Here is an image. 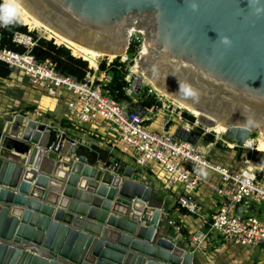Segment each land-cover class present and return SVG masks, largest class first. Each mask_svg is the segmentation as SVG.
<instances>
[{"label": "water", "instance_id": "1", "mask_svg": "<svg viewBox=\"0 0 264 264\" xmlns=\"http://www.w3.org/2000/svg\"><path fill=\"white\" fill-rule=\"evenodd\" d=\"M19 1L104 56L123 55L129 29L142 30L151 51L143 69L199 100L211 118L193 116L198 123L220 121V139L236 146L264 131V0H195V10L193 0ZM6 136L29 148L24 158L18 149L0 154V264H193L161 235V209L148 206L152 188L132 167L103 171L72 139L20 114L5 123L0 145Z\"/></svg>", "mask_w": 264, "mask_h": 264}, {"label": "built area", "instance_id": "2", "mask_svg": "<svg viewBox=\"0 0 264 264\" xmlns=\"http://www.w3.org/2000/svg\"><path fill=\"white\" fill-rule=\"evenodd\" d=\"M11 41L23 51L0 48V61L7 65L9 75L16 71L37 92L55 100L63 99L71 129L82 131L88 125L94 134H103L100 131L103 128L110 146L130 156L139 180L148 177L159 182L162 176L160 183L164 189L181 190L176 203L190 213L195 209L191 194L205 182L207 171H211L217 179V184L211 186L217 203L208 221V231L217 234L227 245L247 248L261 245L264 253V219L258 214V209L264 207V166L258 169L244 166L234 173L230 166L213 162L199 150L192 141L189 124L170 131L168 118L163 120L161 130L151 131L146 122L157 117L154 111L157 106L127 108L111 97L108 80L97 78L95 82L88 73L77 80L57 71L49 60H38L32 53L37 39L29 32L16 31ZM45 126L56 134L66 131L55 124ZM72 142L78 143L75 139ZM167 224L180 233L174 221L168 219ZM209 232L195 234L191 238L192 249L186 251L192 255L201 249L199 244ZM257 264H264V256Z\"/></svg>", "mask_w": 264, "mask_h": 264}, {"label": "rangeland", "instance_id": "3", "mask_svg": "<svg viewBox=\"0 0 264 264\" xmlns=\"http://www.w3.org/2000/svg\"><path fill=\"white\" fill-rule=\"evenodd\" d=\"M0 2L4 5L5 14L7 16H13L17 20V22H19L22 26L26 28V32L31 33L33 38L37 40L42 39L45 41H51L52 43H54L53 38L41 33L36 28H30L29 25L27 23L25 24V22L20 19L18 15L10 12L6 8V5L3 0H0ZM143 43V34L140 32L135 33V35L131 37V40H128L127 49L123 55L113 58L101 55V57H98L93 62H90L88 60V63L86 61L88 68L87 73L94 79L95 82L97 81V78H102V80H108L109 83L111 79V74L107 71H99V64L104 62L105 67H107L112 61L116 59L117 62L122 65L123 71H125L124 80L127 85L124 91L125 95L128 97V100H123L120 102L127 108L132 109L137 105L141 104L142 102L151 101V106H157V109L154 111L155 113H157V117H159V119L166 120L169 118V120H171L169 122V126H171L169 129L170 131H175L177 126L179 125L189 124V126L191 127L190 132L192 134V141L196 143L199 150L213 162H216L223 166H230L231 171L234 173L238 172L239 168L244 166L250 167L252 169H258L260 167H263L262 165H258L247 157L248 152L252 150L261 151L257 149L256 146L258 140L261 139L262 136L260 130L251 131L247 141H245L244 145L242 146H236L234 144L226 143L220 139V134L212 130V128L210 129L204 125H201L200 123H196L195 118L184 109L179 108L176 104V101L166 98L165 95L162 94L164 92L156 90L155 87H153L152 84L149 82L150 79L148 77L142 78L140 81L137 80V76L142 75V67L139 54L141 52V46ZM54 44L62 46L61 44ZM129 49L132 50L131 53L129 52ZM142 52L145 53L144 49L142 50ZM140 56H142V54H140ZM53 100L55 103L51 104V100L46 94L37 92L35 89H33L27 83V79L25 77H21L18 72H12L11 76L9 75L7 78H3L2 81H0V132L2 131L5 122L11 121L16 114L22 115L26 120L31 119L42 123L43 121L48 120H58L59 122L63 121V99ZM185 116H192L194 119L193 121L188 122ZM146 124L147 129L151 131H159L162 129L159 125V120L153 123V119L149 118ZM64 136L68 138L70 137L69 135ZM206 136H211L213 140L210 142L206 141ZM8 138L10 137H4L5 142H9ZM13 140L16 141L17 139ZM75 144L78 146L79 153H81L80 151H82V148H90L80 145L79 143ZM28 147L29 146L27 144L17 140L16 145L13 146V149H18L17 151L26 152L28 150ZM106 147H104V149L102 150H108L107 152L112 150V147H110L111 149ZM108 160L110 166H107L106 168L102 169L119 174L125 168V166L118 164V161H116L115 157L112 155L109 157ZM95 163L90 164L95 165ZM212 176V172L207 171L205 179L209 180L210 182L213 181L214 184H217V179H212ZM133 179L135 181L145 184V181L139 180L135 176V173H133ZM162 179L164 178L160 176V178L158 179L159 183ZM259 211L260 213H263L261 209ZM262 247L263 246L261 245L256 246L254 248V255H261L263 249ZM197 259L198 256L193 255V260L195 261Z\"/></svg>", "mask_w": 264, "mask_h": 264}, {"label": "crops", "instance_id": "4", "mask_svg": "<svg viewBox=\"0 0 264 264\" xmlns=\"http://www.w3.org/2000/svg\"><path fill=\"white\" fill-rule=\"evenodd\" d=\"M57 102V101H56ZM64 107V106H63ZM63 121L58 120H48L43 121L44 124H55L56 126L66 128L64 135H69L71 139L78 141L80 145L86 147L96 146L99 149H104V147L111 149L108 136L105 135L104 129L101 128L103 134H94L91 128L86 125L82 131H75L68 127L69 122L66 119V109L64 107V112L62 113ZM158 116V115H157ZM159 120V125L162 128L163 120L156 117L153 119V123ZM6 123V122H5ZM5 125V124H4ZM3 125V127H4ZM3 130V128H2ZM2 131L0 132L1 137ZM9 142L1 143L0 154L4 157H10L12 152H14L13 146L16 145V141L8 138ZM29 148V147H28ZM89 148V149H90ZM108 151V150H107ZM112 156L115 157L118 164L122 166L134 167L133 161L130 156L123 155L118 151H109ZM26 152H22L19 158H24ZM88 162V161H87ZM111 162V161H110ZM89 163V162H88ZM60 168L67 171L70 165V159L62 158ZM63 164H66L65 166ZM98 168H106L101 162L95 163ZM103 171H106L103 169ZM213 174V173H212ZM212 179H216L213 174ZM145 184L152 188L150 201L148 206L151 208L157 207L161 209V221L159 228L161 235L171 239L176 245L184 248L185 250H191L194 245L191 238L200 232L208 231V221L210 215L215 209V204L217 203V198L214 195L212 185L215 184L205 179L199 189L191 194V198L195 203V212L183 213L182 210H186L180 207L176 203V198L178 194L181 193L180 189H164L159 182H154L153 179L146 177ZM263 213H260V210ZM258 210L259 216L264 219V207H260ZM109 212V211H108ZM174 221L180 227V234L174 230L171 225L167 224V220ZM201 249H196L192 254L198 256L197 260H193L194 264H257L264 256L262 252L261 255H254V248H247L241 245H227L221 242L220 237L214 232L208 233L205 241L200 242Z\"/></svg>", "mask_w": 264, "mask_h": 264}, {"label": "trees", "instance_id": "5", "mask_svg": "<svg viewBox=\"0 0 264 264\" xmlns=\"http://www.w3.org/2000/svg\"><path fill=\"white\" fill-rule=\"evenodd\" d=\"M0 48L6 47L15 51H23V48L16 46L12 41V35L14 32H26V28L22 26L13 16H7L5 14L4 5L0 2ZM24 24V22H23ZM26 24V23H25ZM131 53L132 50L129 49ZM32 53L38 60H49L55 67V69L63 74L70 75L77 80L83 79L88 72L87 60L73 56L71 50L66 46H58L51 41H45L38 39L36 44L32 48ZM87 61V62H86ZM89 63V62H88ZM90 66V64H89ZM99 71H107L111 74V79L108 83V89L113 99L120 102L128 100L125 95L126 82L124 80L125 71L122 69V65L115 59L107 67L105 63L99 64ZM10 70L7 65L0 61V78H7ZM142 107L149 108L152 105L151 101H145L141 104ZM185 118L191 122L193 121L192 116H185ZM206 141H212L211 136L205 137ZM88 162L95 163L101 162L105 167L110 166L109 157L111 154L105 150L99 149L96 146H92L90 149L82 148L80 151ZM247 157L257 163L258 165L264 166V152L258 150H252L248 152ZM183 213H187V210H182Z\"/></svg>", "mask_w": 264, "mask_h": 264}, {"label": "bare ground", "instance_id": "6", "mask_svg": "<svg viewBox=\"0 0 264 264\" xmlns=\"http://www.w3.org/2000/svg\"><path fill=\"white\" fill-rule=\"evenodd\" d=\"M3 2L5 3L6 8L10 12L18 15L20 17V19H22L25 23H27L29 25L30 28H32V29L36 28L41 33L46 34L47 36L53 38L54 43L66 46L67 48H69L71 50V53L73 55H75L77 57H81L87 61L89 60L90 62H93L98 57H101V55L102 56L104 55L100 51H96V50H92L91 48H87L86 46L78 44V43L66 38L62 34L58 33L56 30L51 28L48 24L42 22L40 17H38L34 12H31L28 9H26V7H24L20 3L19 0H3ZM129 30H133L131 34H133L134 31L140 32V33L143 32L142 30H140L138 28H132ZM144 45L146 46V51H145ZM143 49H144L145 53L142 52ZM140 54H142V56H140ZM140 54H139V58H140L141 67H142V75L137 76V80L140 81L142 78L148 77L150 79L149 82L152 84V86L155 87L156 90L164 92L162 94L165 95L166 98L176 101L177 102L176 104L178 105L179 108L184 109L185 111H187L189 114H191L194 117H199L201 115H204L208 119L211 118L208 115L203 114L200 110H198V108H196V105H199V100H196V98L188 97L187 94H185L184 92L179 90V88L174 87V85H172L171 83H168V82L156 83L154 81V79L150 78L147 75L146 71L143 69L142 64H143V60L145 58H147L148 56H150L151 51L149 50V47H148L146 42H144L142 44ZM108 57L113 58L114 55L110 54ZM174 93L182 95L183 98H185V100H187L188 103L184 102V100L174 96ZM50 100H51L50 101L51 104L55 103L53 99L50 98ZM215 121L216 122L214 123V125L212 127H208V126H206V127L210 128V129L212 128V130H214L215 132H217L220 135L223 134L226 131V127L220 121H217V120H215ZM260 132L262 133V136H261V139L258 140V143L256 146H257V149L264 152V131L260 130ZM64 150L66 153L69 150V145H66Z\"/></svg>", "mask_w": 264, "mask_h": 264}, {"label": "clouds", "instance_id": "7", "mask_svg": "<svg viewBox=\"0 0 264 264\" xmlns=\"http://www.w3.org/2000/svg\"><path fill=\"white\" fill-rule=\"evenodd\" d=\"M191 7H192L193 10L196 9V3H195V0H193V2H192V4H191ZM222 42H223L225 45L230 44V41H229V39H228L227 37H223V38H222Z\"/></svg>", "mask_w": 264, "mask_h": 264}, {"label": "flooded vegetation", "instance_id": "8", "mask_svg": "<svg viewBox=\"0 0 264 264\" xmlns=\"http://www.w3.org/2000/svg\"><path fill=\"white\" fill-rule=\"evenodd\" d=\"M132 31H133V30H129V31H128V35H129V36L131 35ZM144 48H145V51H146V46H145V45H144Z\"/></svg>", "mask_w": 264, "mask_h": 264}]
</instances>
